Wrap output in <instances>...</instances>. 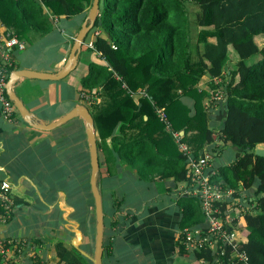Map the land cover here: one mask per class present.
Returning a JSON list of instances; mask_svg holds the SVG:
<instances>
[{
  "label": "trees",
  "instance_id": "obj_1",
  "mask_svg": "<svg viewBox=\"0 0 264 264\" xmlns=\"http://www.w3.org/2000/svg\"><path fill=\"white\" fill-rule=\"evenodd\" d=\"M92 1L0 0V22L30 42L35 32L42 35L52 28V15L86 16ZM98 5L90 31H99L90 48L104 64L88 63L80 89L100 98L85 105L96 132L103 249L107 226L130 214L120 211L131 205V198L113 186L116 174L136 176L123 186L136 183L147 191L168 178L172 185L166 191L188 185L187 155L173 136L179 132V141L194 157L204 150L213 153L216 146L209 145L218 140L239 150L234 161L217 167L211 180L249 190L251 198L244 203L251 208L240 219L247 241L239 249L246 252L248 264H264V156L255 154V148L264 145V46L257 48L252 42L264 34V0H98ZM249 45L252 52L238 56L231 66L229 48L239 52ZM216 77L222 79L224 101L220 122L211 126L205 107L208 89L201 84L207 78L208 88L214 89ZM158 107L164 109L169 129L157 115ZM103 172L111 180L106 191ZM13 198L16 205L18 199ZM132 199L143 202L141 197ZM175 202L180 230L204 225L197 198L183 194ZM118 210L120 216L112 219ZM56 253L68 264H91L77 247L57 243ZM192 257L216 264L209 247L194 251Z\"/></svg>",
  "mask_w": 264,
  "mask_h": 264
},
{
  "label": "crops",
  "instance_id": "obj_2",
  "mask_svg": "<svg viewBox=\"0 0 264 264\" xmlns=\"http://www.w3.org/2000/svg\"><path fill=\"white\" fill-rule=\"evenodd\" d=\"M85 17L59 16L55 23L51 20L48 32H35L30 42L25 41V49L14 51L15 69L59 71ZM6 32L7 27L0 23V36ZM94 38L92 30L82 43L75 68L64 78L20 77L13 81L12 90L28 109L32 122L47 124L76 105L86 106L79 98L81 78L88 72V63L104 64L100 54L88 45ZM215 146V170L240 154L236 147L219 140L209 148ZM227 147L228 155L216 163ZM90 171L88 126L83 117L76 116L55 128L42 130L31 126L17 110L10 118H4L0 106V177L11 183L12 194L18 199L11 218L0 221V238L22 239L34 245V258L26 252L24 264H68L59 259L57 243L79 248L93 264L96 220ZM123 175L116 174L113 186H119L116 190L131 198V205L120 209L121 213L130 214L125 221L107 226L102 264H205L193 258L192 251L179 248L180 214L175 202L178 192L166 191L172 179L154 182L147 191L137 188L136 183L123 186L125 181L136 179ZM106 176L103 172L105 191L111 181ZM133 196L141 197L143 202H135ZM103 203L102 199V209ZM112 215V219L119 217V210Z\"/></svg>",
  "mask_w": 264,
  "mask_h": 264
},
{
  "label": "built area",
  "instance_id": "obj_3",
  "mask_svg": "<svg viewBox=\"0 0 264 264\" xmlns=\"http://www.w3.org/2000/svg\"><path fill=\"white\" fill-rule=\"evenodd\" d=\"M51 18L54 22L57 21L56 16L52 15ZM88 45L92 47L91 42ZM25 47V40L19 39L12 31L7 30L0 36V106L2 116L6 119L10 118L16 110L13 101L6 94L7 80L15 70L14 51H21ZM214 82L217 83V87L222 86L220 77H216ZM79 98L88 104L100 101L99 96L82 89H80ZM156 111L169 129L164 109L158 107ZM180 135L179 132H173L179 149L187 155L188 185L177 191V194L197 198L205 223L201 227L181 229L178 236L179 242L184 245V249L192 252L199 251L201 248H211L216 264H248V256L245 251L239 249V246L247 241L240 219L251 208V205L244 203L246 199L251 198V195L247 193L249 190L241 184L234 189L213 182L211 180V175L215 173V168L212 167L213 153L204 150L198 157H194L187 146L179 141ZM14 207L12 185L6 178L0 177V221L9 220ZM227 247L230 248L229 254H226ZM26 252L34 258L36 252L34 245L30 242L15 238H0V264H24L23 258ZM200 261L207 263L203 259Z\"/></svg>",
  "mask_w": 264,
  "mask_h": 264
},
{
  "label": "water",
  "instance_id": "obj_4",
  "mask_svg": "<svg viewBox=\"0 0 264 264\" xmlns=\"http://www.w3.org/2000/svg\"><path fill=\"white\" fill-rule=\"evenodd\" d=\"M98 0H93L92 5L88 10V13L81 25V28L77 32L72 46L70 48L68 57L66 62L59 71L57 72H40L32 69H15L10 75L6 83V94L13 101V104L22 118L28 122L31 126L42 129V130H50L59 125L64 124L70 119L81 116L85 119L88 126V141H89V153H90V188L92 192V196L94 199L95 206V245H94V253L92 257L93 264H102V253H103V232H104V221H103V209H102V199L101 194L98 189V185L96 182L97 171L99 168L98 162V151L96 144V132L93 123V118L90 114L88 108L82 104L74 106L71 110L66 112L57 120L42 124V123H34L29 119V111L25 107V105L21 102V100L16 96L14 91L12 90V83L16 79L20 77L26 78H38L44 80H59L64 78L67 74H69L76 66L78 55L81 51L82 43L84 42L87 34L92 29L95 19L98 14ZM255 154L259 156H264V146H257L255 148Z\"/></svg>",
  "mask_w": 264,
  "mask_h": 264
},
{
  "label": "rangeland",
  "instance_id": "obj_5",
  "mask_svg": "<svg viewBox=\"0 0 264 264\" xmlns=\"http://www.w3.org/2000/svg\"><path fill=\"white\" fill-rule=\"evenodd\" d=\"M190 5V4H189ZM54 22V21H53ZM55 23V22H54ZM95 32H98V29L94 30ZM252 42L256 45L257 48H261L262 46H264V34L262 35H257L254 36L252 39ZM253 46L249 45L246 50L244 51V49H240L239 52L235 51V49L233 47L229 48V60H230V64L231 66L234 64V62L237 60L238 56H248L251 52H252ZM227 79V78H226ZM207 78H205L201 84V88H207L208 89V95L205 98V107L207 109V112L210 114V124L211 126H215L217 121H219V116L221 115V111H222V105H223V101H224V86H219L216 89L212 90L209 89L206 82H207ZM219 92V93H218ZM218 93V95H216ZM218 96V97H217ZM220 122V121H219ZM218 124V123H217ZM217 149L220 148V145H217ZM259 146H264V145H259ZM225 154L221 157L219 156V158H216V163L220 161L224 160V156L226 157L228 155V147L225 149ZM218 152V151H217ZM214 155V153H213Z\"/></svg>",
  "mask_w": 264,
  "mask_h": 264
}]
</instances>
